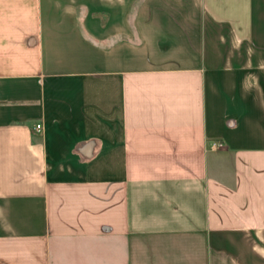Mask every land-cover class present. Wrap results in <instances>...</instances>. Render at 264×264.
<instances>
[{
	"label": "crops",
	"instance_id": "1",
	"mask_svg": "<svg viewBox=\"0 0 264 264\" xmlns=\"http://www.w3.org/2000/svg\"><path fill=\"white\" fill-rule=\"evenodd\" d=\"M0 264H264V0H0Z\"/></svg>",
	"mask_w": 264,
	"mask_h": 264
},
{
	"label": "built area",
	"instance_id": "2",
	"mask_svg": "<svg viewBox=\"0 0 264 264\" xmlns=\"http://www.w3.org/2000/svg\"><path fill=\"white\" fill-rule=\"evenodd\" d=\"M40 129H41V125H35L33 128L35 132H40ZM210 149L213 151L223 149V145L219 142H214L210 145Z\"/></svg>",
	"mask_w": 264,
	"mask_h": 264
}]
</instances>
